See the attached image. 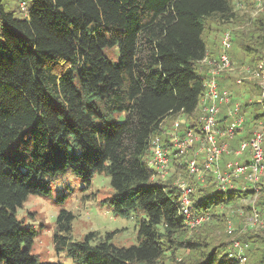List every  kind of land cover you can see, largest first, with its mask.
<instances>
[{"label":"trees","instance_id":"1","mask_svg":"<svg viewBox=\"0 0 264 264\" xmlns=\"http://www.w3.org/2000/svg\"><path fill=\"white\" fill-rule=\"evenodd\" d=\"M21 1L27 3L25 17L0 0V264H38L31 252L35 231L22 226L16 210L30 194L49 195L51 181L68 172L87 184L96 173L107 175L113 194L105 203L111 211L144 214L137 242L124 246L112 243L109 234L96 242L90 233L73 240L74 216L59 211L54 250L73 263L239 264L229 255L232 241L211 246L208 233L193 235L185 225L171 182L181 168L178 162L164 181L154 180L147 162L149 139L162 122L170 125L179 114L191 123L197 118L203 94L200 61L210 38L206 24L235 20L233 0ZM254 31L237 35L238 43L232 39L249 56L239 64L254 65L262 58L264 36ZM111 49L116 60L107 54ZM235 79V72L225 71L219 87L240 101L239 88L245 86L253 99L242 104L245 130L232 140L233 147L264 118L261 90ZM247 107L258 111L246 117ZM247 160L245 153L241 161ZM251 194V187L218 190L208 175L193 199L198 211L211 215L210 223L219 224L224 217L216 206ZM262 197L246 209L262 213ZM238 239L248 244L247 252L250 244ZM179 249L191 256L177 260ZM256 264H264V250Z\"/></svg>","mask_w":264,"mask_h":264},{"label":"built area","instance_id":"2","mask_svg":"<svg viewBox=\"0 0 264 264\" xmlns=\"http://www.w3.org/2000/svg\"><path fill=\"white\" fill-rule=\"evenodd\" d=\"M241 1L233 0L235 7L241 6ZM253 1L258 8L264 2ZM26 7L27 3L21 1L20 8L25 10ZM232 39L231 29L224 30L217 56L210 58L206 55L200 61L203 94L197 118L191 123L186 116L179 114L170 125L162 122L159 125L160 132L149 139L147 162L154 180H166L177 162L185 167L186 174H178L174 184L178 190L179 213L189 229H195L209 218L208 211L196 209L193 199V193L206 182L208 175L218 190L250 186L254 197L250 200L251 204H254L259 190L264 188V118L257 120L247 139L233 147L232 140L245 130L246 118L242 103L234 99V92L220 88L218 83L223 72L233 71L236 73V83H252L261 90L260 100L264 99V57L254 65L237 66L230 54ZM203 66H206L205 70ZM252 99L250 97L248 100ZM245 153L249 160L241 161ZM247 222L248 226L262 225L263 219L252 208ZM233 231V226L229 224L227 232L232 234ZM247 246V243L234 239L229 246V255L242 264L246 260Z\"/></svg>","mask_w":264,"mask_h":264},{"label":"rangeland","instance_id":"3","mask_svg":"<svg viewBox=\"0 0 264 264\" xmlns=\"http://www.w3.org/2000/svg\"><path fill=\"white\" fill-rule=\"evenodd\" d=\"M20 2L21 0H7L6 6L7 9L15 11L17 16L25 17L27 11L19 8ZM241 2V6L235 7L238 16L232 22L227 24H218L215 21L207 22L206 36L209 35L211 39L216 41V44L222 31L227 28L231 29L233 38L237 43L240 41L238 36H241L244 31L254 33V30H258L255 35L264 36V2L260 8L256 7L253 0H242ZM236 42H233L231 51L234 57H237L233 60L238 66L245 56ZM107 54L112 60L117 59V57L115 58L114 49L109 50ZM261 54L264 57V49ZM248 58L249 56L245 57V60H248ZM239 90L241 93L239 99L242 104L253 96V92L245 86H240ZM255 110L258 111V109L247 107L245 110L246 117L254 114ZM117 119L122 120L123 115L117 116ZM174 172L175 170H172V173ZM176 172L171 180L173 184L178 174H186L183 166L176 169ZM246 187L250 186L245 185L244 189ZM50 188L51 193L47 196L28 195L23 205L16 210V217L21 221L22 226L35 231L31 252L37 256L38 264H75L65 252L54 250L55 219L61 210L70 211L74 216L70 232L73 240H83L84 236L90 233L94 236V242L103 240L107 234L111 237L110 241L116 245L128 246L137 242L138 222L144 214L142 211H132L127 216H121L111 211L105 203L107 198L113 194L107 175L96 173L91 178L90 183L87 184L81 177L68 172L51 181ZM261 194L264 196V188L259 190L257 198ZM253 198L251 194L245 199L239 198L237 202L227 207L221 204L216 206V213L223 215L224 221L219 224L210 223L211 215L208 214L209 218L202 222H205L206 225H199L200 227L195 228L192 234H199L204 230L212 240L211 246L231 242L240 236L250 244L249 250L245 251L246 260L242 264H256L258 254L264 250V207L261 208L262 213L259 212L263 224L248 226L247 221L251 209H246L245 205H249L250 200ZM261 199L264 200V197ZM229 224L235 229L234 234L227 232ZM257 248H260V250L256 251ZM188 254L191 256L188 250L179 249L175 253V257L177 260L183 261L189 258Z\"/></svg>","mask_w":264,"mask_h":264},{"label":"crops","instance_id":"4","mask_svg":"<svg viewBox=\"0 0 264 264\" xmlns=\"http://www.w3.org/2000/svg\"><path fill=\"white\" fill-rule=\"evenodd\" d=\"M220 40V39H219ZM219 40H217V44L215 43L216 41L214 39L209 38V44L207 46V53L206 55L210 58H214L217 56L218 54V50H219ZM201 66V64H200ZM203 70L206 69V66H203Z\"/></svg>","mask_w":264,"mask_h":264}]
</instances>
